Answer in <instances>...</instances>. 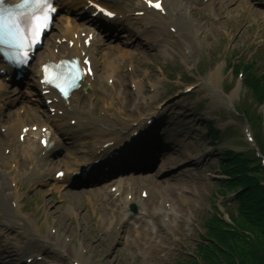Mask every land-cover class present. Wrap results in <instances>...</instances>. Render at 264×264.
Returning <instances> with one entry per match:
<instances>
[{
    "label": "rangeland",
    "instance_id": "obj_1",
    "mask_svg": "<svg viewBox=\"0 0 264 264\" xmlns=\"http://www.w3.org/2000/svg\"><path fill=\"white\" fill-rule=\"evenodd\" d=\"M239 1L214 0L208 7L191 9L187 20L195 26L192 29L197 31V36L193 35L189 55L168 42L153 49L134 32L122 29L123 26L102 37L99 66L102 56L109 53L117 69L114 74H105L98 67V74L110 76L109 83L125 75L130 80L126 83L127 97L120 103L124 104L117 110L130 111L140 105L131 120L140 114H158L164 123L159 138L165 148L148 171L157 170L161 165L163 170L156 180L157 186L149 182L143 187L154 188L153 200L146 202L151 211L156 207L155 199L163 194L172 214L164 219L162 216L153 226H147L144 220L143 228L145 225L148 234L140 243L137 238L143 230L138 231L139 224L130 220L131 229L122 233L123 229H116V220L107 221L112 207L101 195L80 193L77 189L81 186L77 189L70 186L58 189L54 184L37 186L26 176L19 193L21 212L14 218L27 219V224L18 221L22 230L1 224L5 221L1 219L5 206L0 203V264H20L19 258L22 260L31 253L41 255L42 260L37 264H71L75 253H80V260L85 264H184L191 258L200 261L198 245H205L208 220L211 217L225 220L230 216L237 219V205L233 200L236 193L234 188H223L226 175L220 168V155L226 150L247 152L256 149L260 141L264 142L263 101L255 98L246 83L243 86L240 79L236 80L225 64V61H234L245 70L244 64L253 61L256 66L252 73L264 77V7L261 0H247L248 7L244 9ZM76 22L79 23L77 19ZM132 59L138 64L128 72ZM212 74L216 75L214 82H211ZM133 82H138L136 90ZM152 87H156V92ZM188 88L191 90L184 93ZM120 90L118 86L113 94L119 96ZM24 95L26 92L19 97L28 101ZM33 103L39 113L28 116L29 123L40 124L45 121V113L40 104ZM17 106L14 113L9 110L11 116L23 108ZM241 110L247 111L251 123ZM206 122L219 132L220 140L211 141L207 137ZM246 130L253 139L251 142L244 137ZM67 142L71 143L72 153L64 150L49 158V166L73 162V158L78 162L90 158L78 154L89 151L90 140L74 138ZM203 154L206 155L197 158ZM259 181V185H264L263 179ZM97 185L90 183L91 187ZM139 212L137 218L144 213L142 208ZM120 235L122 238L115 242Z\"/></svg>",
    "mask_w": 264,
    "mask_h": 264
},
{
    "label": "bare ground",
    "instance_id": "obj_2",
    "mask_svg": "<svg viewBox=\"0 0 264 264\" xmlns=\"http://www.w3.org/2000/svg\"><path fill=\"white\" fill-rule=\"evenodd\" d=\"M12 3L17 2L18 0H9ZM157 0H151V4H154ZM199 4L202 6L212 5L214 0L206 1L205 0H163L161 3L162 11H158L153 9L149 3H146V0H60L59 8L66 6H78L80 4L86 5H95L99 7H106L109 9H113V12L116 16L122 19L124 24H128L129 26H137L135 28L134 34L139 36V38L143 41L145 45H155L157 48L160 47L161 44H166L168 42L170 45L184 51V54L191 53V45L193 44V35L196 34L197 31L193 30L195 26L187 20L189 15H191V9L194 8L195 4ZM239 3H243L244 9L248 7L247 0H240ZM197 4V5H198ZM86 12L93 13L94 10L88 9ZM102 20L100 16H97V20ZM71 21L66 20V22H61L58 30V37L52 40V48L53 51H49L46 55L47 59H52L54 61L64 59H70V57L78 56L80 59H89L91 61V70L93 72L92 77H85L82 86L89 84L91 86V90L87 92L85 95L81 91H77L72 94L66 103L62 100L58 99L54 94L49 93V95L45 96V99L51 101L49 108L54 109V111L61 110V116H51L45 120L44 124L38 126V130L33 132L32 130L27 131L26 136L24 138V142L37 140L38 147L36 148V156L32 157V150L29 147H20V143L18 141L19 136L22 134V130L25 127V123L27 122L26 116H22L21 114L15 115L12 120L13 125L9 127L2 133L0 131V203L5 206L4 211V219L7 220V224L10 228H15L19 226L18 223L12 221L10 217H15L17 212L19 213V208L17 207L19 201V193L22 190L23 182L25 181V172L27 171L28 165L31 163H35L36 165L33 168V175L37 177L36 182L43 183L46 179L50 178V175L45 174V170L43 167L45 163H47L50 153L47 152L46 148L41 145V140L43 139V129L48 130L51 134L50 141L53 144V149L50 151H54L57 147H62V142L59 140L60 137L68 138V136L73 137L78 140L88 139L92 143L96 142L97 145H105L106 148H101V152L97 157H107L116 151L124 141L130 137V134H134L136 131L146 128L150 131L145 133V139H149L155 135V137L160 136V129L164 128V124L157 123L153 121L152 127L148 126L146 121L150 118H146L147 116L137 115L134 120L130 118L137 113L141 106L138 105L133 110H117L119 107L123 106V100L127 97V86L128 79L125 78L128 75L123 77H118L113 87L108 86V78H104L97 74L98 69V61H95L94 51L98 48V41L95 38V32L88 27L84 28L82 31H75L68 35L66 31V26H69ZM114 23H120L119 20ZM102 25H107L109 29L114 28L112 22H104L101 21ZM120 26V25H119ZM139 26L140 29H139ZM121 27V26H120ZM97 30V29H96ZM81 32H86L84 38H81ZM78 34L77 39H74V34ZM86 38H90V46H84V40ZM166 39V40H165ZM103 45V41H101V46ZM55 50H58L57 53H54ZM103 62L101 63V67L105 70V72H112V69H116L115 64H113L108 56L102 58ZM131 64L133 68L138 64L136 59L131 60ZM216 79V75L212 74L211 82H214ZM1 85V84H0ZM120 86L121 90L119 91V96L117 94H113V91H117V87ZM139 85L133 84V88H138ZM154 92H156V87H152ZM6 93L4 91V87L0 86V127L2 123H7L10 120L4 119V112H6L7 108L12 104L11 101H7L4 103V99ZM100 95L101 99H98L97 96ZM92 98L93 100H97V102L89 108V112L97 111L96 117L92 119V117H86L84 109L86 107H82L81 104H85L86 100ZM11 103V104H9ZM115 109V111H114ZM25 114L28 113L30 116L35 114L34 109L31 107L24 108ZM109 111H112L110 114H107ZM36 112V111H35ZM57 113V112H56ZM58 114V113H57ZM148 115V114H146ZM75 117V118H74ZM68 121L75 119V123L70 125ZM118 125L119 128L115 127ZM69 127V128H67ZM248 136V135H247ZM101 140V141H100ZM32 143V142H31ZM153 147L147 153L133 155L130 152V149L127 151L126 157L130 159H135L136 157H141L147 166H149L154 158L156 157L155 149L157 144L153 141ZM98 147V146H97ZM22 148L19 152L21 153V157L16 156V149ZM75 148V146H74ZM6 149H9L10 155L8 157L5 156ZM66 149H70V147H66ZM83 157L89 154L88 152H78V154H83ZM48 158V159H47ZM147 158V159H146ZM47 159V161H46ZM12 161V165L8 164V161ZM193 163L197 162L192 161ZM199 163V161H198ZM79 162L78 161H65L62 164L56 166L51 173L55 177L61 170V167L65 169L64 173L66 177L63 180H55L57 186L59 188L63 187L69 182L74 171L79 170L77 168ZM44 168H47L45 165ZM59 168V169H58ZM111 166L109 170H111ZM29 172V171H28ZM144 179L145 182H150L149 176ZM124 179L120 177L117 181H114L112 184L117 182H122ZM131 183L134 180H139L131 177ZM127 181V180H126ZM136 182V181H135ZM10 183V184H9ZM36 183V184H37ZM110 185H104L99 188L98 191H101L105 188H109ZM11 188L14 189V192H10ZM131 198L126 199L124 204L134 203L136 201L135 194L136 192L129 191ZM103 198H106L104 196ZM16 205V206H15ZM12 206H15L12 208ZM120 214V213H119ZM110 217L108 219H117L118 212L116 210H112L110 213ZM160 215V214H159ZM121 224L125 225V218ZM39 228V227H38ZM146 233H142L138 239L140 243L145 241ZM166 236L163 237V240H166ZM119 240V236L115 240L117 242ZM29 245V244H28ZM27 245V246H28ZM60 245H64V242H61ZM30 246H32L30 244ZM33 247V246H32ZM80 253H75L74 263L77 264H85L83 260H80Z\"/></svg>",
    "mask_w": 264,
    "mask_h": 264
},
{
    "label": "trees",
    "instance_id": "obj_3",
    "mask_svg": "<svg viewBox=\"0 0 264 264\" xmlns=\"http://www.w3.org/2000/svg\"><path fill=\"white\" fill-rule=\"evenodd\" d=\"M246 84L255 93V98L264 100V77L249 74ZM211 135L216 132L209 129ZM264 141V140H263ZM262 143V144H261ZM264 153V142L260 141ZM221 169L228 177V189L240 187L236 197L237 213L232 225L217 217L208 220L205 231V245H198V258L201 264H264V169L249 153L225 151ZM184 264H199L191 259Z\"/></svg>",
    "mask_w": 264,
    "mask_h": 264
},
{
    "label": "snow or ice",
    "instance_id": "obj_4",
    "mask_svg": "<svg viewBox=\"0 0 264 264\" xmlns=\"http://www.w3.org/2000/svg\"><path fill=\"white\" fill-rule=\"evenodd\" d=\"M5 0H0V6L4 5ZM151 6L157 10L162 11L160 3L151 4V0H146ZM54 5L52 0H25V3L19 5L18 8L5 10L0 8V43L7 42L11 47H14L20 51L27 49L28 52L25 55H20L18 51L17 55L13 58L15 63H24L31 53L33 44L41 43L45 31H47L48 25L52 20ZM105 16H111L112 14L101 10ZM44 71H47L46 67ZM45 83H52V79L45 80ZM56 87H60L54 84ZM62 94H66V87H60ZM153 147L150 140H145L141 143L132 145L130 152L133 155H139L147 153ZM63 175V174H62Z\"/></svg>",
    "mask_w": 264,
    "mask_h": 264
}]
</instances>
